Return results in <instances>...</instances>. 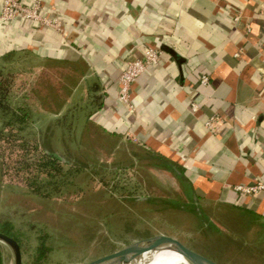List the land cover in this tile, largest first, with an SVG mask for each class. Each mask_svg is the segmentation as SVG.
Masks as SVG:
<instances>
[{
    "label": "crops",
    "instance_id": "crops-1",
    "mask_svg": "<svg viewBox=\"0 0 264 264\" xmlns=\"http://www.w3.org/2000/svg\"><path fill=\"white\" fill-rule=\"evenodd\" d=\"M40 4L60 29L24 20L21 41L38 60L40 80L54 77L57 85L60 74L73 78L63 93L74 98L63 101L73 119L79 117L77 127L122 142L131 135L149 156L180 164L200 205H215L220 224L229 218L241 224L244 235L237 237L248 264H264V191L242 195L232 189L264 183V0ZM160 42L182 62L162 50L159 62L132 82L134 109L128 110L117 98L124 61L140 57L143 44ZM212 117L217 121L210 130L205 122Z\"/></svg>",
    "mask_w": 264,
    "mask_h": 264
},
{
    "label": "rangeland",
    "instance_id": "rangeland-1",
    "mask_svg": "<svg viewBox=\"0 0 264 264\" xmlns=\"http://www.w3.org/2000/svg\"><path fill=\"white\" fill-rule=\"evenodd\" d=\"M14 1L17 7L12 16L4 18L8 16L5 0H0V39L6 40L0 44L1 79L9 81L7 101L12 108L31 109L30 118L22 124L14 123L11 111L0 109V221L8 222L18 238L22 263L80 264L133 240L162 233L226 264H248L246 246L237 237L244 235L238 231L241 224L229 218L226 226L221 225L216 220L218 208L212 204L198 202L196 214L179 179L135 140L117 141L78 126L74 133L80 147L72 146V137L65 134L51 148L62 160L77 159L89 167L80 170L57 163L56 170L42 164L37 128L68 113L63 100L70 103L74 97L63 91L73 78L60 74L57 85L54 77L40 80L34 68L38 60L32 59L21 41L23 22L29 20L23 17L22 4L28 3ZM7 50L15 53L3 59ZM59 86L61 92L56 94ZM45 109L52 115H46ZM42 241L45 248L40 247ZM0 244L2 264H13L10 249ZM178 256L166 258L184 263Z\"/></svg>",
    "mask_w": 264,
    "mask_h": 264
},
{
    "label": "trees",
    "instance_id": "trees-1",
    "mask_svg": "<svg viewBox=\"0 0 264 264\" xmlns=\"http://www.w3.org/2000/svg\"><path fill=\"white\" fill-rule=\"evenodd\" d=\"M15 53V50H7L3 53V59H7L11 57ZM0 68V109L7 111H11V115L14 116L13 118L15 119V122L18 123H24L26 118H30V106H20L17 107L16 109H13L11 104L7 101V93H8V84L9 81L7 80H2L1 77L4 75V73ZM7 76V75H6ZM60 110V109H59ZM68 113L63 114L62 116H57L54 117L51 120L44 121L42 125L38 126V137H37V144L41 146L40 152L42 156L44 157L43 159V165H48L49 167H52V169L57 170V163H64L66 165L70 166H75L77 169H85L89 167V163H83L78 161L77 159L74 161H71L70 159L62 160L59 156H55L52 150V146L54 145L53 143L61 142L62 137H65V134L70 135L71 141L70 144L75 147H80L78 145V139H77V133H74L77 130V124L75 123L79 117L73 119V116H71L70 109H68ZM43 112L48 115V113H51L48 110H42ZM50 115V114H49ZM52 115V113H51ZM50 115V116H51ZM10 123V122H9ZM12 124V122L10 123ZM20 124V125H21ZM63 135V136H62ZM77 139V140H76ZM75 142V143H74ZM78 142V143H77ZM71 146V147H72ZM74 147V148H75ZM153 158H157L160 160V165L164 166L166 169L170 170L172 174L179 179L181 184L184 187V193L185 197L188 198L189 205L194 208L196 214H197V206L195 203V199L193 198V186L185 179L184 174H183V169L182 166L167 157H163L160 155H153ZM70 160V161H69ZM6 223V224H4ZM8 222H1L0 221V230L7 233L8 235L12 236L18 241V238L11 233L10 226L7 224ZM8 225V226H7ZM20 244V242L18 241ZM21 247V244H20ZM41 248H45V243L42 241V244L40 246ZM2 246L0 244V264H2Z\"/></svg>",
    "mask_w": 264,
    "mask_h": 264
},
{
    "label": "water",
    "instance_id": "water-1",
    "mask_svg": "<svg viewBox=\"0 0 264 264\" xmlns=\"http://www.w3.org/2000/svg\"><path fill=\"white\" fill-rule=\"evenodd\" d=\"M143 45L147 46L149 44ZM155 47L170 54L177 62H182L181 57L165 43L160 42L157 46L155 45ZM54 155L58 156L56 153H54ZM193 198L197 204L198 201L196 200L195 194H193ZM0 243L6 245L10 249L13 264H23L21 247L15 238L0 230ZM193 247L194 246L191 247V245L184 243L177 237L157 233L133 240L114 251L80 264H134L137 260H140L144 254L163 249L177 252L186 260L187 264H226L223 262L224 260H221L219 257H208L200 251L195 250Z\"/></svg>",
    "mask_w": 264,
    "mask_h": 264
},
{
    "label": "built area",
    "instance_id": "built-area-1",
    "mask_svg": "<svg viewBox=\"0 0 264 264\" xmlns=\"http://www.w3.org/2000/svg\"><path fill=\"white\" fill-rule=\"evenodd\" d=\"M5 15L4 18L12 16L14 9L17 4L14 0H5ZM23 5V17L29 19L30 21L37 22L41 26H51L55 29H60V23L55 18L46 17L41 11L40 0H36L31 4ZM239 16L236 14L233 20H238ZM163 51L157 47L143 46L142 55L137 58L127 59L124 61L121 72L117 78L118 81V94L117 98L120 103H122L128 110H133L134 105L131 100V84L148 66L157 64L160 60ZM200 83L207 84L208 77L201 76ZM196 105L192 104V110H196ZM217 118H209L205 124L210 129H214V124ZM129 136V135H128ZM130 139L136 140L133 136H129ZM232 189L242 195H251L264 191V183L257 181L250 184H236L232 186Z\"/></svg>",
    "mask_w": 264,
    "mask_h": 264
},
{
    "label": "bare ground",
    "instance_id": "bare-ground-1",
    "mask_svg": "<svg viewBox=\"0 0 264 264\" xmlns=\"http://www.w3.org/2000/svg\"><path fill=\"white\" fill-rule=\"evenodd\" d=\"M171 256L178 255H175L167 249L152 251L144 254L142 258L140 260H137L134 264H187L186 260L181 256L178 257H180L184 263L176 261L174 259L166 258Z\"/></svg>",
    "mask_w": 264,
    "mask_h": 264
}]
</instances>
